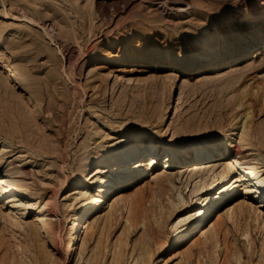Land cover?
<instances>
[{"label":"rangeland","instance_id":"1","mask_svg":"<svg viewBox=\"0 0 264 264\" xmlns=\"http://www.w3.org/2000/svg\"><path fill=\"white\" fill-rule=\"evenodd\" d=\"M198 56L206 60L197 63ZM9 70L26 88L0 74V169L32 198L19 207L26 216L0 199V264H80L91 254L109 264L114 245L128 258L121 264H134L135 253L151 264H179L213 236L199 262L219 251L221 264L228 245L236 264L250 247L247 227L253 262L260 258L264 210L254 225L258 199L244 193V180L207 224L166 248L197 197L205 203L238 177L231 169L207 191L231 154L167 171L159 157L152 176H135L95 209L75 254L66 243L73 213L95 190L84 167L122 145L200 150L230 133L238 144L248 128L255 159L244 161L264 164V0H0V72ZM143 154L141 164L149 159ZM76 181L86 183L80 192L70 188ZM31 207L42 213L45 230H35Z\"/></svg>","mask_w":264,"mask_h":264},{"label":"bare ground","instance_id":"2","mask_svg":"<svg viewBox=\"0 0 264 264\" xmlns=\"http://www.w3.org/2000/svg\"><path fill=\"white\" fill-rule=\"evenodd\" d=\"M132 57L133 54L129 53L126 56V59L125 58L124 59L130 60ZM122 60L123 59H121V61ZM204 60H206V58L203 56H198L194 59V61L197 63L202 62ZM7 62H11V60L7 59ZM1 73L3 74L5 83L7 84L18 83L22 86V88H26L25 84L22 83L19 75L16 72L9 70L7 72H0V74ZM1 87L2 86L0 85V88ZM133 132L138 137L148 136V134L144 130H134ZM249 132L251 131H249L248 128L242 129L240 131L238 137H239V141L240 140L241 141L238 144L233 143L234 138L231 137L232 133H230L226 137L219 138L218 140H216L214 144L206 143L204 146L201 147L200 150L197 148V145L195 144L190 147H186L183 150H179L177 152H172L169 149L164 153L160 151L159 147L156 145V142H153L151 144V147L148 149L143 148L140 143H136L133 145L131 144L122 145L120 148L116 149L112 153L106 154L98 160L89 162L84 167L83 172L84 175L88 178L87 180L90 181L89 183L94 184L95 190L94 192L89 193L85 197V201L79 206V210L73 213V219L70 221L68 226V230L71 233V236L68 242L66 243V249L75 254L77 250V243L79 242V238H81L86 233L87 220L89 216L93 214L95 209L99 205H101L102 202H104V199H106V197L115 194L114 190L116 191L120 186H122L124 183L128 182L130 179L134 178L135 176H143V177L152 176L153 175L152 168L154 166L155 161H157L159 157H164V162L161 168L163 171H165L170 166H174L177 163H185L191 159L193 160H199L201 158L207 159V161L205 162H196L195 164L197 166L198 164L209 163L213 161V160L210 161L211 158L215 159L219 156H225V154H231L232 160L227 161L225 163L226 165L223 166L222 171L218 173H214V172L212 173V178H211L212 180L209 182L207 186L208 188L207 191L213 189L215 186H217L219 183L223 182L224 180H227L228 177L230 176L231 169L233 172L238 174V177L231 184L222 188V190L213 199L211 198L213 196L207 197L206 202L203 203L204 200H201V197H197V199L194 201L196 208L194 210L191 209L189 211L190 213L189 215L180 217L176 222L175 227L180 225L182 222L187 221V223L183 227H181V229H178L177 234L170 240L166 248L168 249L177 248L178 245L181 244L183 241H185L186 238L190 236V234L194 230H196L203 224H207L211 216L216 212L218 206L226 202L231 196V194L235 190H237V188H240V184L235 185V182L237 181L239 182L241 180H244L245 185L244 187L242 186V190L244 191V193H251L253 194L252 197L253 199H258L256 202L257 206L255 207L257 214L254 215L253 219L251 220L254 225H258L261 221L259 212H262L261 210H264V164L262 162L263 165H259V163L255 161L251 165L244 161L245 157L247 158L251 157L252 160L255 159L252 153L251 141L249 140V138H247L251 134ZM3 147L6 146L3 144ZM142 151L148 153L147 156L149 157V159L146 162H144L145 164L139 163V160L137 159L141 155H144L143 154L144 152ZM186 155L188 156L186 157ZM115 165H117L115 171L110 172L109 169ZM138 166H142L143 168L140 169L141 167L138 168ZM102 172H108L109 174L107 176L98 174ZM215 181H217V183H215ZM230 181L231 179L229 180V182ZM85 185L86 183L76 181L70 186V188L74 191L80 192V190L83 187H85ZM205 192L206 190H204V188H201V191L198 194L199 195L204 194ZM25 198L29 200L32 197L31 196L28 197V195H26L25 191L21 187H17L15 183H13V180L10 178L9 173L7 174L0 169V199L2 200V202L5 201L7 203L6 207H8L13 211L23 210L22 215L26 216L27 214H29V210L19 208L25 203L27 202L29 203V201L23 202V199L25 200ZM33 211L36 212V224L34 223V227L36 228L35 230L39 231L41 227H44L45 230L47 224L45 218L42 216V213H39L40 211L38 209H34ZM249 212L250 210L247 209L245 206H243L240 209V214L242 215L241 218L246 219L247 213ZM251 223H249V221L246 222V224L248 225H250ZM247 228L248 229H245V232H243V234L246 238H248L247 240L250 242V247L247 248L246 250V258L244 259V261L242 260L243 262L238 261V258L240 259L241 256L237 255L238 258L235 256L237 258L236 261H238L236 264H264V246L262 248L263 251L260 254V258L256 262H253L254 253H256L254 251L255 249H253L255 245L253 244L254 240L252 241L253 238L250 235L251 232L249 230V227ZM213 235H216V233H213ZM211 238L214 239L212 240ZM211 238L210 241L209 240L203 241L202 242L203 244L201 246L202 248L200 247V250L197 251V253L196 252L194 253L193 260H190L188 258L189 260L188 259L187 261L185 260L186 261L185 263L186 264H217L216 261H217V257L219 256V251L218 254L216 255L211 254L209 256L207 254L208 258L207 256H204L202 254L201 261L199 262V256L202 252L203 253L205 252L204 250H206L207 245L213 244L212 242L217 241L215 240V236ZM214 245L217 246L216 244ZM262 245H264V242H262ZM135 254L136 255L134 256L136 257H132L133 258L132 260H134V264H151L149 263L150 260L148 261L147 258H145L142 255V253H138V254L135 253ZM190 255L192 256V254ZM122 256L123 255H121L119 251L115 249V245H114V250L111 256L112 258L109 264H121L122 262L128 259L126 257L123 258ZM86 261L87 262L82 261L80 264H100V262L98 263V261H95V256L93 254H91L90 257L86 259ZM234 262L235 259L234 257H232L231 248L227 245V247H225L224 260L221 262V264H235ZM185 263L182 262L179 264H185Z\"/></svg>","mask_w":264,"mask_h":264}]
</instances>
